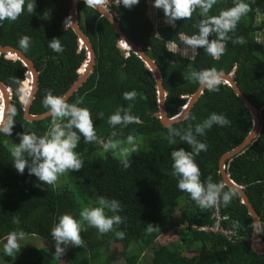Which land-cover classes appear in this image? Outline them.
Segmentation results:
<instances>
[{
    "label": "trees",
    "instance_id": "16d2710c",
    "mask_svg": "<svg viewBox=\"0 0 264 264\" xmlns=\"http://www.w3.org/2000/svg\"><path fill=\"white\" fill-rule=\"evenodd\" d=\"M148 2L140 0L139 5L130 10L121 8L117 21L122 31L137 45H143L160 68L168 91L169 117L178 114L186 103L185 97L198 89L200 84L192 79L191 73L211 69L218 73L235 70L234 78L239 88L260 111L258 138L244 154L227 162L226 167L231 178L245 186L260 216L264 240V52L257 40L259 32L264 30V19H258V10L264 0H243L250 11L238 22L235 32L228 34L232 39L225 42V51L218 58L203 48L192 49L184 45L185 38L198 34L197 25L202 19L199 9L190 19L176 21L174 27H159L156 36L148 14ZM71 6L72 0H36L34 12H27L25 5L24 13L17 20L0 21V46L21 50L40 72L32 114L48 111L42 101L49 90L53 95L63 96L79 78L86 52H79L77 36L71 27L68 25L65 29ZM233 6L234 0H217L209 16H217ZM160 16L171 25L163 10ZM79 19L81 29L93 43L97 59L94 73L68 103L81 101L78 106L90 110L98 137V142L93 144H85L81 137L79 146H100L109 138L122 142L129 135L154 136V139L149 141L148 147L127 157L131 163L127 169L120 162L122 158L110 153L105 156L79 154L83 168L79 172L71 171L76 182L74 188L42 184L34 175H29L27 169L24 174H19L13 167L11 156L12 148L20 142L17 133L27 131L42 136L51 126L52 117L34 123L24 119L17 89L25 80L26 68L20 62L1 57L0 79L14 90L12 107L16 114L13 134H0V242L10 232L22 230L25 237L36 236L53 244L50 248L30 247L23 264H114L113 260L119 257L124 258L126 264H264V254L258 255L251 248L253 219L238 193L230 204L225 206L221 202L220 205L222 214L228 216L224 225L235 227L239 238L231 242L221 235L192 228L211 224L214 207L200 209L188 193L177 187L178 177L173 175L171 151L180 147L188 151L192 149L178 136L175 137L176 144H170V127H164L155 117L158 111L155 80L141 59L118 47L120 36L97 10L81 2ZM23 36L30 38L26 49L19 45ZM240 36L246 42L234 44L232 41ZM54 38L60 39L62 52L49 47ZM209 39H216V35ZM168 45L182 54L193 55L194 59L183 58ZM126 91H135L137 96L134 100H125L123 93ZM118 109L127 110L138 117L139 122L113 128L108 118ZM212 113L226 116L230 123L213 125L204 135H197L195 126ZM60 122L66 123V119ZM252 122L251 113L234 90L220 84L219 91L206 89L187 120L171 127L182 133L191 128L196 139L207 145V151L194 154V159L200 168L201 180L206 181L211 176L213 182L219 184L223 183L219 172L221 157L247 138ZM112 132L117 135L112 137ZM224 191L229 189L224 187ZM100 197L118 200L122 211L111 213L106 210V215L124 218L122 224L106 234H100L80 217L84 208L99 207ZM63 214L81 220L84 246H71L64 256L57 257L51 229ZM149 224L153 225L150 233L147 231ZM116 231L124 232V238H118ZM163 235L175 237L167 245L158 244ZM148 253L151 254L150 263L144 258ZM1 255L8 263L15 257V254Z\"/></svg>",
    "mask_w": 264,
    "mask_h": 264
},
{
    "label": "clouds",
    "instance_id": "9594fccd",
    "mask_svg": "<svg viewBox=\"0 0 264 264\" xmlns=\"http://www.w3.org/2000/svg\"><path fill=\"white\" fill-rule=\"evenodd\" d=\"M104 2L105 0H85V4L89 6L101 5ZM116 3L130 10L133 6L139 5L140 0H116ZM216 3L217 0H154L153 7L163 10L167 22L172 26H175V22L178 20L190 19L193 13L199 9L202 19L197 25L198 34L185 38L184 43L192 49L203 48L208 54L218 58L225 51V42L232 39L228 34L235 32L238 22L250 11V8L243 0H234L233 7L221 11L217 16H209L210 10ZM25 5L27 12L32 13L36 7V0H0V21L17 20L24 13ZM68 21L65 24V29L68 27ZM213 34L216 35V39H209ZM29 39L28 36L21 37L19 40L20 47L26 49L29 45ZM232 42L234 44H244L246 41L244 37L240 36ZM49 47L55 52L64 50L60 39L57 38L49 42ZM191 77L209 91H219V85L222 83L221 74L215 69L193 71ZM17 91L21 100L27 103V85L21 82ZM136 96L135 91L123 93L125 100H134ZM42 103L52 116L51 126L42 136L27 131L17 133L20 142L12 148L11 156L13 167L19 174H24L25 169H27L28 174L34 175L42 184L55 185L59 176L63 173L69 170L79 172L83 168V161L76 151L81 137H83L85 144L98 142V137L90 110L78 106L81 101L70 104L64 96L53 95L49 90ZM15 114V108H10L8 117L4 120L3 109H0V133L7 136L13 134L15 126L13 117ZM100 115L103 116L102 113ZM65 119L66 123L60 122ZM138 122V117L131 115L130 112L124 109H118L108 118V123L113 128L117 125L127 126ZM229 123L230 121L226 116L212 113L203 123L195 126V133L204 135L205 131L211 129L213 125L226 126ZM168 131L170 144H176L175 137L178 136L181 141L190 145L192 149L188 151L180 147L171 151L173 175L178 177V189L181 192L188 193L202 210L216 207L221 202L225 206L230 204L236 195L234 190L224 191V182L214 183L211 176L206 181L201 180V171L194 159V154L199 155L201 151H207V145L196 139V135L193 134L191 128L183 133L172 127ZM116 135V132L111 134L112 137ZM127 143L135 145V137L129 135ZM102 144L105 151L115 150L118 148L119 141L109 138L107 142H102ZM130 151L135 152L137 148L133 146L131 149H119V155L122 157L120 162L125 169L131 167V163L127 158ZM98 204L99 207H86L80 212L82 221L86 222L88 226L97 229L100 234H106L114 231L116 226L123 223L124 218L120 215H106V210L111 213L122 211L118 200L100 197ZM81 231V220H77L71 214L61 215L58 222L51 229V236L55 242V255L57 257L64 256L69 246L83 247L84 240ZM147 231L149 233L153 231L152 224H149ZM124 235V232L116 231L118 238L122 239ZM24 238L25 232L22 230L10 232L4 245L5 254L11 256L20 251L19 241Z\"/></svg>",
    "mask_w": 264,
    "mask_h": 264
},
{
    "label": "water",
    "instance_id": "95a60500",
    "mask_svg": "<svg viewBox=\"0 0 264 264\" xmlns=\"http://www.w3.org/2000/svg\"><path fill=\"white\" fill-rule=\"evenodd\" d=\"M81 2L85 3V0H72V6L66 17V22L73 30L74 34L77 36V41L79 45V52L85 51L86 57L79 70V78L74 82L71 88L63 95L67 102L72 98V96L77 93L81 87L88 81L89 77L94 73L96 66V53L93 48V43L91 39L83 32L80 27L79 19V4ZM97 10L103 18H106L110 24L113 26L117 34L120 36L118 40V47L130 55V53L135 54L145 65V68L150 72L152 78L156 82V94H157V107L158 111L155 113V117L160 120L164 127H171L172 125L183 122L187 120L190 116L192 109L195 107L196 103L204 95L206 87L199 85L195 93L186 96V103L180 108L178 114L173 117H169L167 113V97L168 91L164 87L163 74L160 68L157 66L155 60H153L146 52L143 45H137L133 42L121 29L119 22H117L109 12H107L101 5L91 6ZM158 36V35H156ZM5 57L7 60L20 62L23 67L26 68L25 80L23 83L27 85L28 97L27 103L23 102L20 98V102L23 105V117L29 123H34L38 121H44L51 118L50 111L41 114H32L31 107L36 99L37 92L39 90V76L40 72L37 70L35 63L26 56L21 50L13 46H0V58ZM221 74V80L223 85H227L232 88L237 95V97L244 103L246 108L249 110L253 117L252 130L247 136V138L236 148L232 149L228 153L224 154L220 160V174L225 187L229 190H234L240 196L241 203L245 205L248 209L249 215L253 219L254 231L250 238L252 250L258 254H264V240L262 239V224L260 216L253 207L245 187L236 183L226 170V163L233 160L234 158L242 155L250 145L258 138L259 131L261 127V117L259 110L253 106L251 101L244 95V93L239 88L237 82L235 81V70L230 73ZM14 90L12 87L6 85L0 79V109H3V119L6 120L8 117V112L12 107ZM1 134V133H0Z\"/></svg>",
    "mask_w": 264,
    "mask_h": 264
},
{
    "label": "rangeland",
    "instance_id": "374dc122",
    "mask_svg": "<svg viewBox=\"0 0 264 264\" xmlns=\"http://www.w3.org/2000/svg\"><path fill=\"white\" fill-rule=\"evenodd\" d=\"M153 4H154V2L149 0V2H148V14L150 15V18L152 19V21L154 23L155 34L158 35L157 30L159 27L172 26V25L166 24L164 22V18L160 16L161 9H156L155 7H153ZM258 19L260 21L264 19V5L262 7H260V9L258 10ZM182 38H183V36H182ZM257 40L259 43L262 44L263 52H264V30L259 32ZM184 45H185V43H184ZM168 48L171 51L179 54L183 58L194 59L193 55L188 56L186 53L182 54L179 51H177L175 48H173V46L168 45ZM153 139H154V136H152V137L136 136L135 137V145H129L127 143V140H125V141L119 142L118 148L115 150L110 149L108 151H105L103 148V144H100V146H91V145L87 146V147L78 146L76 151L79 154L91 153L92 155H102V156H105L108 153H110L112 155H115L116 157L122 158L119 155V149H121V148L131 149L133 146H135L137 148V151H139V150H142V149L148 147L149 141L153 140ZM16 144H18V143H16ZM137 151H135V152H137ZM133 153L134 152L130 151L128 156L132 155ZM55 184L59 185L60 187L67 186L70 188H74L76 182L73 178L71 170L60 175ZM174 237H175L174 235H163L162 237H160L158 239L157 243L161 244V245H167L168 243H170V241L172 239H174ZM6 241H7V238L0 242V264H23L24 260L28 256L26 253L29 251L30 247L34 246V247H38V248H50L53 246V244L50 243L49 241H45V240H43L39 237H36V236L25 237L23 240L19 241L20 251H18L17 253H14L15 257H14L13 261L11 263H8L5 259V257L1 255V253H4V255H6L5 251H4V245H5ZM70 248H71V246L68 247V250H70ZM144 258H145L147 263H150L151 254L150 253L146 254V256H144ZM113 263L114 264H126V260L124 258L119 257V258L114 259Z\"/></svg>",
    "mask_w": 264,
    "mask_h": 264
},
{
    "label": "built area",
    "instance_id": "2783aa9c",
    "mask_svg": "<svg viewBox=\"0 0 264 264\" xmlns=\"http://www.w3.org/2000/svg\"><path fill=\"white\" fill-rule=\"evenodd\" d=\"M101 5L107 11H109L113 18L116 20L119 19L120 16L119 10L121 8H124L121 4H117L116 0H105V2ZM221 208L222 206L220 205V203L216 207H214V211L211 215V224L204 227L193 226L192 228L198 229L199 231L207 234L221 235L226 240L232 242L240 236L235 227H226L224 225V223H226V221L228 220V216L222 214ZM186 227H188V225H186Z\"/></svg>",
    "mask_w": 264,
    "mask_h": 264
}]
</instances>
